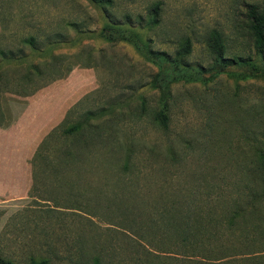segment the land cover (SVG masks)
<instances>
[{
	"label": "rangeland",
	"instance_id": "374dc122",
	"mask_svg": "<svg viewBox=\"0 0 264 264\" xmlns=\"http://www.w3.org/2000/svg\"><path fill=\"white\" fill-rule=\"evenodd\" d=\"M112 1L0 0V50L12 52L0 61V257L12 264L181 260L164 225L190 214L222 221L251 185L264 79L245 12L264 0ZM157 2L149 29L145 12ZM212 29L223 37L221 61L205 46ZM28 37L35 52L21 43ZM185 38L180 67L172 59ZM48 125L27 166L1 165Z\"/></svg>",
	"mask_w": 264,
	"mask_h": 264
},
{
	"label": "trees",
	"instance_id": "16d2710c",
	"mask_svg": "<svg viewBox=\"0 0 264 264\" xmlns=\"http://www.w3.org/2000/svg\"><path fill=\"white\" fill-rule=\"evenodd\" d=\"M93 1L101 9L113 4L112 0ZM159 12L160 5L158 2L153 3L146 10V24L149 29L159 24ZM107 27L112 31L119 30L118 26L116 28ZM245 28L252 42L254 53L261 57L257 75L264 79V4L259 7L255 5L247 7ZM21 43L28 45L31 52L38 49L35 47L32 37L22 39ZM205 46L215 56L216 60L221 61L223 37L219 31L215 29L209 31ZM190 50V39L181 40L177 45V51L172 62L182 67L183 57L189 54ZM11 54V51L0 50V61H9L8 55ZM160 56L163 61L169 62V56H166L165 53L160 54ZM22 57L18 56L17 59H22ZM27 69L33 71L35 77L42 73L34 64H30ZM24 78L25 80L32 78L31 73L27 72ZM157 117L165 126L166 116L163 111H159ZM72 129L77 130V127H72L70 130ZM255 160L251 185L246 187V191L239 193L236 198L230 201L231 210L222 217V221L209 216L204 218L202 215L190 214L182 217L179 222L173 220V222L168 221L164 225L165 229L171 231L178 239L171 246L173 251L184 253V259L192 264H264V250L254 251L250 259L235 260L229 257L235 255L236 251L245 250L248 246H264V215L255 216L258 214V207L264 204V147L257 151ZM248 216H254L256 220L250 227L245 224ZM239 222L241 224H238ZM259 252H262L261 255L258 254ZM184 259L179 260L176 257L157 258L156 261L146 260L145 263L138 264H183L182 260ZM0 264L12 263L0 257ZM30 264H46V262L44 260L40 262L31 261Z\"/></svg>",
	"mask_w": 264,
	"mask_h": 264
},
{
	"label": "crops",
	"instance_id": "0c3cea01",
	"mask_svg": "<svg viewBox=\"0 0 264 264\" xmlns=\"http://www.w3.org/2000/svg\"><path fill=\"white\" fill-rule=\"evenodd\" d=\"M51 89H54V84L46 86V88H44V90H48L50 91ZM37 94H34L33 96H31L29 99L31 101L35 100L36 98H38L36 96ZM63 108V107H62ZM61 113V112H60ZM50 125V124H49ZM45 127L42 130L38 131L33 138L31 137H26L24 138V140H20L17 144H20L19 146H17V151H24V153H20L21 157L18 159H16V161H4V163H2L1 165H10V166H27L28 164L26 163L27 158H29L31 156V151L32 149H34L36 147V144H38V142H40V140L42 139V136L44 134H46L47 129H49L51 126ZM28 170L26 169V171H24V173H21L20 176H22V180H21V186L24 185L28 176ZM14 180V178L12 179Z\"/></svg>",
	"mask_w": 264,
	"mask_h": 264
}]
</instances>
